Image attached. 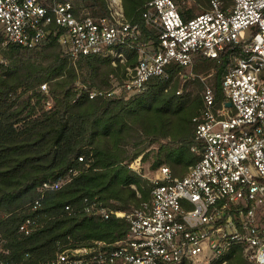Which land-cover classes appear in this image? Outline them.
Returning <instances> with one entry per match:
<instances>
[{
    "label": "built area",
    "instance_id": "1",
    "mask_svg": "<svg viewBox=\"0 0 264 264\" xmlns=\"http://www.w3.org/2000/svg\"><path fill=\"white\" fill-rule=\"evenodd\" d=\"M0 33L5 44L25 47L56 36L74 60L100 56L126 68L124 81L115 80L111 90L81 85L91 98L136 94L171 64L191 67L197 55L234 52L220 82L223 100L207 86L193 118L199 161L184 176L162 165L150 199L130 210L88 201L87 213L125 219L126 236L63 243L54 257L36 264H190L206 248L219 260L234 245L253 264H264V0H232L226 7L212 0L191 17L175 0H150L134 19L126 17L121 0H110V15L101 17L77 11L69 0H0ZM41 87L47 90L46 83ZM77 173L44 181L34 208ZM40 226L27 218L19 232L29 235ZM6 242L0 230V264H21L9 259Z\"/></svg>",
    "mask_w": 264,
    "mask_h": 264
},
{
    "label": "trees",
    "instance_id": "2",
    "mask_svg": "<svg viewBox=\"0 0 264 264\" xmlns=\"http://www.w3.org/2000/svg\"><path fill=\"white\" fill-rule=\"evenodd\" d=\"M69 1L77 11L95 17L110 15L109 0ZM148 1L122 0L126 17H139ZM175 1L183 15L191 17L196 9L207 10L212 0H193L191 6L183 4L184 0ZM220 1L226 7L232 0ZM143 30L148 31L145 26ZM233 55L229 49L219 58H194L193 72L214 70L212 86L219 101L224 98L220 82L233 63ZM83 65L87 66V77L79 79ZM118 68L125 69L123 65ZM185 68L171 64L164 76L151 78L143 91L131 97L122 91L91 98L81 85L108 90L113 72L118 81L125 76H119L109 59L87 56L74 60L56 36L25 47L5 44L0 33V230L7 239L10 260L36 264L54 257L63 243L124 238L128 231L125 219L104 220L84 207L88 201H97L130 210L150 199L154 183L129 164L152 143L167 141L157 151L153 168L165 163L175 174L184 175L199 161L200 153L192 149L201 147L193 118L203 107V97L197 92L191 100V91L180 93L179 77ZM196 82L202 87L200 78ZM43 83L49 95L41 88ZM49 98L54 102L47 108ZM131 137L148 143L129 155L123 145ZM72 169L78 170L72 180L47 191L34 208L42 183L61 179ZM138 190L142 197H138ZM27 218L41 224L29 235L19 232ZM241 249V245H234L227 253L230 264H253Z\"/></svg>",
    "mask_w": 264,
    "mask_h": 264
},
{
    "label": "rangeland",
    "instance_id": "3",
    "mask_svg": "<svg viewBox=\"0 0 264 264\" xmlns=\"http://www.w3.org/2000/svg\"><path fill=\"white\" fill-rule=\"evenodd\" d=\"M186 3H188L187 4L188 6L194 5V1L193 0H184L183 1V4H186ZM121 4L123 6L122 0H121ZM109 7H110V0H109ZM209 7L207 6V9ZM198 13H201V11H199L198 9H196V14H198ZM137 18H139V17L137 16ZM107 59H109V58H107ZM109 60L111 61V59H109ZM111 65L115 69L117 68L115 71L120 72L119 73V76H124L125 75L123 77V80L121 79V77H119L120 78V82H123L124 79H125V77H126V68L125 67H124L125 69L118 68L119 65L118 66H114L112 64V62H111ZM83 67L84 68H82V69L79 68V73H80V78L79 79H81L82 77L86 79V77H87L88 70L85 68L87 66L86 65H83ZM213 72H214V70H211L209 73H200V74H197V73L193 72V67L192 66L185 68V71L179 77L180 81H179L178 84H179L180 93L182 94V93H186V92L191 91L192 92V96H190L191 97V100H192V97H194L197 92H199L200 95L203 97V92H204L205 88L207 86H212V83H213V80H214L213 79L214 78ZM117 78H118V76L116 75V72H113V74H111V76H110V82L112 83V87L114 86V83L116 82L115 80H117ZM197 78H200L201 82L203 83L202 87H200L197 84V82H196V79ZM88 81L89 82H92L91 80H88ZM43 84H45V83H43ZM112 87H109L107 89L108 90H111ZM43 91H45V93L47 95H49V93L47 92L48 91V87H47V90H43ZM132 95H134V94H129L128 97H131ZM53 102L54 101L51 98H49L48 101L46 102V107L47 108H50L53 105ZM145 143H148V142H146V140L144 138H134V137H131V138H129V140H127V141L124 142L123 147L125 149H127V152H129V155L130 154L132 155L135 151H137L138 149L142 148ZM165 143H167V141H164V140H161V141L152 143L151 145H149L148 147H146L145 151L141 155H139L135 159L131 160L129 166L133 170H135L136 172H138L139 174L143 175L146 179H148L151 182H153V179L157 176V174L159 172V168L162 165H165V163H163L162 165L157 166L156 168H153V166H152V164L154 162L158 161V158L156 156L157 151ZM171 170H172V168H171ZM188 171H189V169H188ZM174 175L182 176L180 173H176V174L174 173ZM132 187L136 188L137 186L135 184H132ZM137 195H138V197H142L141 191L138 190L137 191ZM233 247L234 246H232L231 249ZM241 251H242V254L244 255V257L246 258L243 247H242ZM227 253L222 258H219V260H216V258L214 260V251L212 249H210V248H206L204 250V253H201L199 255L198 259H195L190 264H230V258L226 256ZM246 259L249 262H251L248 258H246Z\"/></svg>",
    "mask_w": 264,
    "mask_h": 264
},
{
    "label": "crops",
    "instance_id": "4",
    "mask_svg": "<svg viewBox=\"0 0 264 264\" xmlns=\"http://www.w3.org/2000/svg\"><path fill=\"white\" fill-rule=\"evenodd\" d=\"M170 167H171V166H170ZM171 168H172V167H171ZM172 170H173V168H172ZM187 172H188V171H187ZM187 172H186V173H187ZM186 173H185V174H186ZM185 174H184V175H185ZM184 175H182V176H184ZM177 176H179V175H177Z\"/></svg>",
    "mask_w": 264,
    "mask_h": 264
},
{
    "label": "water",
    "instance_id": "5",
    "mask_svg": "<svg viewBox=\"0 0 264 264\" xmlns=\"http://www.w3.org/2000/svg\"><path fill=\"white\" fill-rule=\"evenodd\" d=\"M228 105L230 106L231 105V102H229Z\"/></svg>",
    "mask_w": 264,
    "mask_h": 264
}]
</instances>
